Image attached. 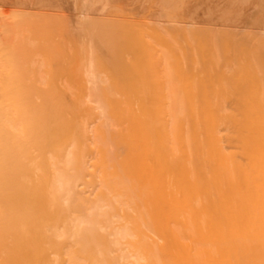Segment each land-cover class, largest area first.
Masks as SVG:
<instances>
[{
	"label": "bare ground",
	"instance_id": "obj_1",
	"mask_svg": "<svg viewBox=\"0 0 264 264\" xmlns=\"http://www.w3.org/2000/svg\"><path fill=\"white\" fill-rule=\"evenodd\" d=\"M188 49L167 85L146 46L143 92L100 91L90 59L66 109L0 46V264H264V89L210 92Z\"/></svg>",
	"mask_w": 264,
	"mask_h": 264
},
{
	"label": "rangeland",
	"instance_id": "obj_2",
	"mask_svg": "<svg viewBox=\"0 0 264 264\" xmlns=\"http://www.w3.org/2000/svg\"><path fill=\"white\" fill-rule=\"evenodd\" d=\"M263 32L264 0H0V46L10 75L56 92L66 109L74 107V92L91 89L90 59L100 91H145L155 66L146 46L170 85L178 72L175 42L209 56L210 92L264 89ZM205 75L191 73L196 80Z\"/></svg>",
	"mask_w": 264,
	"mask_h": 264
}]
</instances>
